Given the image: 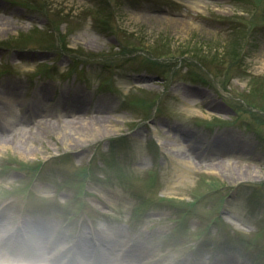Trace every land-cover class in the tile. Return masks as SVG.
I'll list each match as a JSON object with an SVG mask.
<instances>
[{
    "label": "rangeland",
    "instance_id": "obj_1",
    "mask_svg": "<svg viewBox=\"0 0 264 264\" xmlns=\"http://www.w3.org/2000/svg\"><path fill=\"white\" fill-rule=\"evenodd\" d=\"M0 28V261L264 264V0H0Z\"/></svg>",
    "mask_w": 264,
    "mask_h": 264
},
{
    "label": "bare ground",
    "instance_id": "obj_2",
    "mask_svg": "<svg viewBox=\"0 0 264 264\" xmlns=\"http://www.w3.org/2000/svg\"><path fill=\"white\" fill-rule=\"evenodd\" d=\"M1 29V28H0ZM46 92V91H45ZM82 99H84V100H87V98H83L84 96L82 95V96H80ZM44 102V100H42L41 101V105L43 106V103ZM82 102V101H81ZM78 105H80V106H82V104L81 103H79L78 102ZM4 107L7 109V110H5V112L6 113H3L2 114V117L0 118V121L2 122V123H8V115H7V111L8 112H11V110H12V105L11 104H8V106H6V105H4ZM84 123V122H83ZM84 125L86 126V128H85V131H81V132H76L74 129H70V131H68V133H65L63 136H64V139L66 140V141H69V142H73V141H79V142H82V143H85V142H87L88 140H95L96 138H98V137H102V136H104V135H106V133L105 132H108L107 134H109V133H114L115 132V129L113 130V128L114 127H109V126H106V125H102V126H94V125H90V124H88V123H84ZM224 141H226V142H228V143H231V144H235V145H237L236 143H239V141L238 140H234L233 141V139H231V140H224ZM64 143V144H71V143ZM195 142H197V141H195ZM195 142H194V144H195ZM2 148V146L0 147V149ZM182 154H185L183 151H182ZM186 165H193V161L192 162H186L185 163ZM212 164V163H211ZM211 164H208L207 166L208 167H210V168H214V167H212L213 165H211ZM194 166H195V164H194ZM22 234V233H21ZM20 234V235H21ZM19 235V234H18ZM19 235V236H20ZM14 236V235H13ZM10 240L13 242V240L10 238ZM108 242V241H107ZM16 243H17V241H16ZM89 246V245H88ZM106 247L108 248V251H109V254H111L112 255V253H113V251H114V248H113V246H111V244H108V243H106ZM138 251H141L142 252V250L141 249H137V248H135V249H133L132 251H128L127 253H126V256H127V258H129V259H138ZM101 256H99V260H100V262H103V263H105V262H107V260H110V258L111 257H109V259H105V257H104V253L102 252L101 254H100ZM104 257V258H103Z\"/></svg>",
    "mask_w": 264,
    "mask_h": 264
},
{
    "label": "clouds",
    "instance_id": "obj_3",
    "mask_svg": "<svg viewBox=\"0 0 264 264\" xmlns=\"http://www.w3.org/2000/svg\"><path fill=\"white\" fill-rule=\"evenodd\" d=\"M0 264H5L4 261H0ZM9 264H13V262H9ZM15 264H25L24 261H18V262H15Z\"/></svg>",
    "mask_w": 264,
    "mask_h": 264
}]
</instances>
